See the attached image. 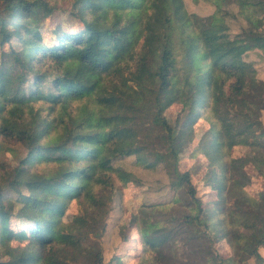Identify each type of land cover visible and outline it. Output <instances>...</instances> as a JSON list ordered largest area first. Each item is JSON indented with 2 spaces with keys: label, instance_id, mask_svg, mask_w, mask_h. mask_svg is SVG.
Masks as SVG:
<instances>
[{
  "label": "trees",
  "instance_id": "trees-1",
  "mask_svg": "<svg viewBox=\"0 0 264 264\" xmlns=\"http://www.w3.org/2000/svg\"><path fill=\"white\" fill-rule=\"evenodd\" d=\"M35 1L0 0V45L9 47L1 54L0 137L24 150L11 166L0 163V264H264V190H245L247 160L231 155L250 148L264 172V80L245 59L264 52L262 20L250 11L264 0H205L214 6L205 16L184 0H39L77 22L53 27L50 43ZM231 3L246 21L236 32ZM173 103L181 108L171 124L164 111ZM200 117L209 124L196 147L210 160L209 201L179 167ZM150 126L159 134L145 140ZM132 155L145 169L164 165L177 206L141 202L124 215L118 234L131 242L106 263L82 240L105 230L120 192L113 174L121 186L140 184L113 164ZM71 203L78 210L66 221ZM12 218L27 227L24 244H12Z\"/></svg>",
  "mask_w": 264,
  "mask_h": 264
},
{
  "label": "rangeland",
  "instance_id": "rangeland-1",
  "mask_svg": "<svg viewBox=\"0 0 264 264\" xmlns=\"http://www.w3.org/2000/svg\"><path fill=\"white\" fill-rule=\"evenodd\" d=\"M184 2L188 11L195 12L201 16L211 14L214 10L213 4L209 1L184 0ZM225 8L231 13L227 19L231 31H238L241 26L245 25V19L237 15L238 8L236 5L231 3L226 5ZM34 9L41 16L40 30L43 34L44 41L47 43L52 41L53 27L60 25L69 30L74 29L76 26V20L67 12L50 8L39 0L34 2ZM250 11L255 18L262 20L259 30L261 34L264 35V3L253 5ZM8 51V44L0 45V67L2 62L1 54L2 52ZM245 59L252 62L257 70V76L264 80V52L256 49L250 50L246 53ZM180 108L181 106L179 103H173L165 109L164 114L169 123L174 124L176 122V116ZM261 120L264 124V110L261 112ZM208 126L209 124L204 117H200L196 120L194 123V139L180 153L179 161V167L181 170H191L196 194L204 201L212 200L216 196L215 189H213L211 184L207 181L210 173L208 172V164L210 160L207 155L200 153L201 150L196 149L199 140L207 130ZM143 134L145 135V140H152L153 138H156L159 131L150 126V128H144ZM18 154H24V150L19 143L14 140H4L0 137V163H5L7 167H9L15 163V158H17ZM231 155L235 157L241 156L247 160L245 169L248 175H250V182L245 185V190L249 194L257 196L258 192L264 190V172H259L252 165L253 153L250 148L245 146H235L231 150ZM113 164L114 166H120L123 169L132 172L141 179V182L140 184L128 182L126 185L121 186L119 180L113 174L115 185L119 188L120 192L115 190V193H113L116 195L114 196L113 208L105 221V230L100 237L90 235L82 240V243L86 245L90 251L101 253L103 260L106 263H111V259L114 255L124 254L125 247L131 242V240H129L124 244L118 234V226L124 215L128 217L130 213L135 212L141 202L147 204L167 202L172 203L173 206H177L173 204L175 203L173 201L174 191L169 186V178L166 174L164 165L159 164L154 170L145 169L136 163V159L133 155L116 158ZM19 188L21 187H15L13 190H5L4 192H6L7 195L15 194L14 192L19 190ZM21 191H23V188ZM177 198L183 200L184 197L182 191L177 194ZM77 210V205L71 203L63 217L64 220H70ZM10 226L17 234L16 238L13 239L12 244H24L26 242V234L24 230L27 227L23 226L21 221L16 218L11 219ZM133 230L134 229L131 228L130 232ZM132 235H134V232ZM216 246V251L222 257H226L231 253L230 247L226 244ZM259 252L264 256V247H259ZM136 253L132 252L131 248H128L126 258L130 261H134L136 259ZM131 254H133L132 258H129ZM250 263L253 264V261L251 260Z\"/></svg>",
  "mask_w": 264,
  "mask_h": 264
}]
</instances>
